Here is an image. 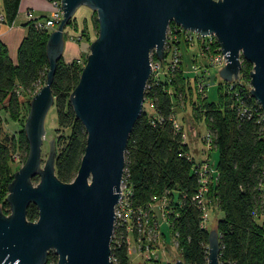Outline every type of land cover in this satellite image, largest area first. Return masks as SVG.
Returning a JSON list of instances; mask_svg holds the SVG:
<instances>
[{
    "label": "water",
    "instance_id": "water-1",
    "mask_svg": "<svg viewBox=\"0 0 264 264\" xmlns=\"http://www.w3.org/2000/svg\"><path fill=\"white\" fill-rule=\"evenodd\" d=\"M81 5L96 13L98 32L69 96L86 133L84 153L73 180L62 182L53 139L43 166L41 146L64 28ZM61 7L63 17L46 42L45 82L32 96L23 126L28 154L7 186L10 213L0 208V264H46L50 251L56 264H111L126 146L144 110L151 54L163 59L170 22L215 36L226 59L223 81L238 78L242 60L252 64L250 93L262 109L264 135V0H61ZM30 204L38 210L34 221L26 218ZM219 253L212 230L207 264H219Z\"/></svg>",
    "mask_w": 264,
    "mask_h": 264
},
{
    "label": "trees",
    "instance_id": "trees-1",
    "mask_svg": "<svg viewBox=\"0 0 264 264\" xmlns=\"http://www.w3.org/2000/svg\"><path fill=\"white\" fill-rule=\"evenodd\" d=\"M1 2L5 20L11 23L17 16L20 0ZM73 23L76 18L66 27ZM171 25L175 24L170 22L168 28ZM48 35V30H40L29 21L27 35L17 49L16 63L10 60L6 45L0 40V208L5 214L10 213L6 199L7 186L13 178L10 160L18 149L25 160L28 142L22 124L13 135H2L1 111L8 112L12 118L19 114L23 105H27L28 111L29 104L23 103L19 95L31 90L39 81L44 83L49 67ZM80 36L82 40L84 34ZM214 43L219 45L217 41ZM166 54L164 52L162 60L168 63ZM151 59L159 60L155 53L151 54ZM79 60L80 56L70 61L63 57L58 59L51 86L57 120L54 167L62 182H71L75 177L86 141L84 127L69 102L84 65ZM251 68V63L242 60L241 80L247 84ZM187 80L180 65L169 75L165 73L158 80H148L144 97L151 102L154 113L148 115L143 110L130 132L123 178L131 191L128 198L131 207H146L154 202L153 197L166 200L171 235L178 242L185 263L207 264L208 231L203 225L202 207L194 198L199 189L196 162L189 154L182 130L173 122V99L191 90ZM194 109L201 113L211 149L218 153L206 196L222 212L217 224L219 264H264L262 109L249 87L223 80L219 84L218 100L196 101ZM33 181L37 182L38 177ZM37 217V207L30 204L26 218L34 221ZM127 235L125 225L114 229L111 264H130ZM56 261V255L50 251L46 264H56Z\"/></svg>",
    "mask_w": 264,
    "mask_h": 264
},
{
    "label": "rangeland",
    "instance_id": "rangeland-1",
    "mask_svg": "<svg viewBox=\"0 0 264 264\" xmlns=\"http://www.w3.org/2000/svg\"><path fill=\"white\" fill-rule=\"evenodd\" d=\"M40 18L42 19V17ZM74 18L77 19V25L76 23H73L69 26L71 31L70 33H72V36L70 37L77 41L78 36L82 33L84 34L82 40H78V42L83 47V52H81L79 56L81 62L85 63L86 56L89 53V44L97 37L98 24L95 23V20L97 22L96 13L90 8L81 5L77 8ZM180 30L181 29H179V26L176 24L171 25L168 28L167 42L164 51L167 53L166 59H169V61L174 59L171 55H173L174 51H176L178 62L174 65V67L178 65L181 66L184 75L188 77L187 81L190 83L191 90L185 96L177 95V98L173 96V119L180 126L179 129L182 130L183 134L186 135V140L190 145L191 154L197 165L204 166L208 164V166L210 165L213 168L217 163L218 153L216 149H211V143L206 137L207 129L204 120L201 118L202 115L198 112V110H195L194 107L196 101L206 98L209 102H216L218 100L219 84L220 81H222L219 76V71L222 67L212 65L211 60L220 52V48L219 45H215L214 41H211L209 48L204 49L203 40L201 38L198 39L194 32L192 33L194 36L193 42H190V39H186L187 35H185V32ZM164 58L165 57H163V59ZM168 63L163 60L160 61L162 71L164 73L167 72L169 75L170 71ZM204 70L205 72H202ZM251 70L252 68L250 71ZM196 73H199V76L205 73V76L201 77V79L196 75ZM161 75H163V73L160 74V76ZM199 79H201L200 82H198ZM232 81L236 85L237 83H243L246 87L250 88V84L241 80L240 71L238 78ZM204 83L208 84L204 85ZM43 84V82L39 81L31 90L21 93L24 96L20 94V100L25 104H29L32 96L42 87ZM143 108L148 115H152L154 113L153 106L149 100L144 99ZM28 111L27 105H23L21 106L19 114L15 118H12L8 112L2 109V135L4 136L5 134H8L11 136L14 132L19 130L21 124L24 126ZM56 123V109L51 106L44 121L45 136L41 146V166H43L47 159L50 144L49 142L52 139L54 142ZM22 155L23 153L20 149L13 153L10 160V168L13 173L16 172L24 163L25 160H23ZM123 188L125 190V187ZM203 200L205 205L203 225L207 229L208 233L212 230L217 231L218 220L222 216V212L206 195ZM154 212L159 216V230L161 233L156 235L155 241L151 246L149 245L150 248L145 246L142 249L130 233L129 246L131 248V253L130 255L128 254L130 256V264H174L177 260H182L185 263L181 251L178 248V242L171 235L170 227L165 220L167 218L164 217L165 219H163L161 217V209L159 211V208L157 209V207Z\"/></svg>",
    "mask_w": 264,
    "mask_h": 264
},
{
    "label": "built area",
    "instance_id": "built-area-1",
    "mask_svg": "<svg viewBox=\"0 0 264 264\" xmlns=\"http://www.w3.org/2000/svg\"><path fill=\"white\" fill-rule=\"evenodd\" d=\"M51 9L48 13L47 16L41 18H30V13H28V17L30 20H32L34 26L40 30H48L49 33L56 29L58 26L60 20L63 17V11L61 7V0H49ZM2 16H0V21L2 20ZM180 31L185 32L186 39H190V42H193L194 36L192 35L193 32L187 31L182 29L179 26ZM168 32V31H167ZM195 33V32H194ZM168 34V33H167ZM196 37L198 39L203 40V48L208 49L210 46L211 41H217L214 35H200L199 33H195ZM80 36H78L77 40H80ZM213 39V40H212ZM167 42V38H166ZM166 47V43L164 48ZM220 48V47H219ZM165 52V51H164ZM172 58L174 59L169 61V71H172L175 67L174 65L178 62V56L176 51H174L173 55H171ZM162 60V59H161ZM79 63H82L81 60L78 61ZM212 65L214 66H223L226 63V59L224 54L220 52L215 55L212 60ZM150 66H151V77L154 80H158L160 77V74L163 73V75L167 72H163L162 68L160 66V61L152 60L150 57ZM168 71V70H167ZM202 72H205L202 71ZM197 76H199V73H196ZM205 76V73H203L200 78ZM198 77V78H199ZM202 79V78H201ZM199 79L198 82L201 81ZM208 83H204V85H207ZM203 87V86H200ZM174 125L176 128L179 129V125L174 121ZM206 137L209 139V135L207 134ZM184 138V137H183ZM185 142V140H184ZM195 172L198 175V181H199V189L198 192L195 195V199L198 200L199 204L202 207L203 211V219H204V210H205V205H204V196L206 195V192L208 191V183H209V178L212 176V172H214V169L208 164L204 166H198L197 163L195 164ZM125 187V190L124 188ZM131 194V191L129 188H127L126 185V179L122 177L121 181V191H120V199L117 203V205L114 208V214H115V220H114V229L120 226L125 225L126 226V231H127V237H126V242H127V254L130 255L131 253V248L129 246V235L130 233L133 235L134 240L136 243L139 245V247L142 249L143 247L147 246L150 248L152 243L155 241L156 235L160 232V225H159V216L157 213L154 212V210L159 208V211L161 209V217L165 219L166 213H167V202L166 200L163 199H157L156 197H153V201L151 204L147 205L146 207H137L133 208L130 206L128 198L129 195ZM167 221V219H165ZM168 225L169 222L167 221ZM114 232V230H113ZM150 245V246H149ZM128 255V256H129ZM130 258V256H129ZM151 258V257H150ZM110 261L112 262L111 256H110Z\"/></svg>",
    "mask_w": 264,
    "mask_h": 264
},
{
    "label": "crops",
    "instance_id": "crops-1",
    "mask_svg": "<svg viewBox=\"0 0 264 264\" xmlns=\"http://www.w3.org/2000/svg\"><path fill=\"white\" fill-rule=\"evenodd\" d=\"M50 9L51 5L49 0H20L17 16L9 23L5 20L3 15L2 2L0 0V16L3 18L0 21V40L6 45L8 56L13 63H16L17 49L20 42L27 35L28 22L32 21L27 14L30 13V18H43L48 15ZM64 30V50L62 57L64 60L70 61L79 57L80 53L83 52V47L78 41L70 37L72 36L70 27H66ZM183 137L185 143L189 146V154L192 156L189 142L186 140V135L183 134Z\"/></svg>",
    "mask_w": 264,
    "mask_h": 264
}]
</instances>
